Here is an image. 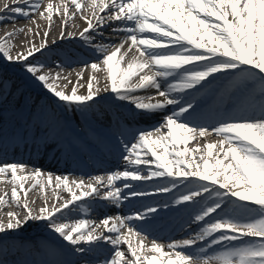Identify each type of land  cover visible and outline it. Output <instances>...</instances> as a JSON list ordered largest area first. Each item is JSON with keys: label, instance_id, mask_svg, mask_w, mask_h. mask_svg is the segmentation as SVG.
<instances>
[{"label": "snow or ice", "instance_id": "snow-or-ice-1", "mask_svg": "<svg viewBox=\"0 0 264 264\" xmlns=\"http://www.w3.org/2000/svg\"><path fill=\"white\" fill-rule=\"evenodd\" d=\"M42 2L14 0L15 7L9 9L7 4L4 7L13 21L16 16L31 19L39 12L49 21V28L54 12L70 19L79 14L87 22L79 35L102 57L110 91L118 99L129 101L144 116L154 115L168 106H177L178 110L164 117L166 131L158 127L154 132H140L135 143L125 144L123 159L133 167L93 177L90 183L47 174L41 185L39 178L45 174L40 169L28 173L23 163L0 165V176L10 174L9 182L14 185L11 200L26 210L22 217L8 212L7 222L0 220V233L18 230L29 221H47V226L75 246L78 253H90L104 244L111 245L114 255L100 264H125V252L120 250L122 244L127 245L132 258L127 264H264V0H61L59 4L48 0L41 10ZM69 3L76 12H69ZM86 12L91 13L92 19ZM4 19L6 17L0 16V21ZM109 21L124 22L123 27L114 28L113 32L127 33L126 39L112 51L103 44L94 45L93 33ZM62 23L66 25L67 22ZM14 35V31L8 32L0 38V57L9 62L25 61L21 70L57 101L63 102L66 111H86L92 106L89 102L95 101L101 91H109L107 86L101 89L98 78L92 75L87 94H78L77 87L66 92L57 82L66 80L67 76L44 72L43 64L29 61L36 53L43 54L47 39L39 46L32 43L26 54L13 56L15 45L9 41ZM44 36L47 38L49 32ZM60 38H65L63 31ZM125 44L129 47L122 53ZM133 49L138 56L124 65V57ZM91 68L94 72L101 70L97 63H92ZM230 70H239V83L255 80L259 74L261 94L256 104L260 117L223 120L211 129L222 139L203 148L199 144L196 148H188L191 142L209 135L210 129L188 122L195 106L191 101L181 103L177 94L197 89V86L202 88L203 82L214 74ZM162 83H166V87H162ZM147 89H155L157 96L135 94ZM182 145L183 149L177 150ZM157 147L163 152L159 153ZM198 152H206V155L197 156ZM148 155L153 159L144 158ZM153 163L159 170L149 169L143 174L138 167ZM157 177L173 178L169 185L157 189L160 193L172 192L181 180L187 182L186 187L191 185L186 192L174 197L173 203L194 209L192 221L199 225V231L192 238L167 246L153 240L146 246L147 236L130 222L144 221L157 213L159 209L152 205L132 216H107L99 224L88 219L72 223L65 220L64 210L89 197L120 205L128 197L117 186V181L124 182L123 188L132 189L128 181ZM29 179L35 180L32 187L47 188L55 184L54 191L63 187L70 198L61 203V197L56 195L58 206L49 207L45 202L46 206L33 214L27 203L20 204L21 192L26 197L29 191L25 189ZM8 195L0 196V204L8 202L5 200ZM131 195L147 196L149 193L133 190ZM133 238L137 240L135 247ZM237 241L239 243H233ZM198 242L203 243L197 249ZM218 245L219 249L209 252ZM165 247L169 251H165ZM145 251L158 255L146 256Z\"/></svg>", "mask_w": 264, "mask_h": 264}, {"label": "bare ground", "instance_id": "bare-ground-1", "mask_svg": "<svg viewBox=\"0 0 264 264\" xmlns=\"http://www.w3.org/2000/svg\"><path fill=\"white\" fill-rule=\"evenodd\" d=\"M47 2L48 0H43L42 4L44 3V6H46ZM52 2L59 4L61 0H52ZM5 4L10 9L15 7L16 3H14V0H0V16L6 17V19L0 21V38L5 37L8 32H15V37L13 36L15 39L11 41L15 45L12 49L14 51L13 56L17 53L26 54L32 43L39 46L47 39V47L43 49V54L36 53L34 57H29V61L43 64L44 72L50 71L53 74L59 72L61 76H67L66 80H58L57 83L60 88L70 93L73 87H77L78 94H87V84L92 75H96L98 78V86L101 89L106 86L110 87L102 57L95 51L94 47L88 46L79 35L87 27V22L79 14L74 19H70L54 12L51 28H49V21L42 18L39 12H35L31 19L16 16L13 21L11 13L4 7ZM76 11L75 7L69 3V12ZM106 14L100 13V15ZM86 15L89 16V19H92L90 12H86ZM40 20L44 21L43 24L42 22L40 23ZM62 21H66V25ZM96 23V20L93 19V24ZM123 24L124 22L122 21H109L108 25L100 27L93 33L94 45L103 44L108 47L109 51L114 50L116 46H119L126 39L127 33L124 31L113 32V29L121 28ZM46 31L49 32L47 38L44 36ZM62 31L65 33V38L63 39L60 38ZM37 33L39 34L37 35ZM73 33L75 35H70ZM129 44L124 45L122 53L127 51ZM170 47L175 48L176 46L171 45ZM137 56L138 52L133 49L132 52H129L124 57L122 63L126 65ZM9 63L14 65L13 70L9 74L3 73L4 67L0 68L1 113H16L17 110L21 109L24 111V103H29L30 107L38 106L43 103L45 97L54 98L39 82L21 70V64L26 63L25 61ZM92 63L100 65L101 70L94 72L91 68ZM69 81L71 82L69 83ZM213 86L214 83L210 87ZM207 89L203 87L195 91L187 90L183 94L202 97L206 95L204 92ZM139 91L147 92L153 90ZM106 95L107 91H101L95 101L101 102L100 98ZM177 95L181 97L180 94ZM146 96H157V93L150 92ZM141 97H144V95ZM217 99H212L205 105H196L194 111L191 112L188 122L191 125L208 127L210 134L205 138H198L197 141L191 142L187 146L188 148H196L198 144L203 148L208 143H216L217 141H214V139L219 135L211 132V129L223 120L260 117L261 113L256 104L257 101L242 102L233 108L225 109V106H221L223 103H219ZM173 107L169 111L151 116L141 115L140 112L131 107L130 115H124L123 120L120 118L114 119V116L108 113L105 115L107 125L103 128V132L101 134L89 132L84 127V133L82 134L84 138L73 136L58 127L53 128L52 125L44 127L42 132L39 131L41 134H37L38 131L35 133V127L29 125L26 130L31 129L32 136L21 134L23 138H19L17 135L9 136L10 133L15 132V126L6 128L7 123L3 124V128L0 126V129L4 130V133L0 134V165L23 163L27 165L28 173L35 169H40L45 174L39 178L41 182L46 178L47 174H51L53 178L56 176H67L70 181L83 179L86 183H90L93 177L106 176L115 171H123L126 167H133L127 165L123 159L126 155L125 144L131 145L135 143L140 132H154L158 127L166 131L163 128L164 117L175 110ZM110 109L121 111L123 114L126 113L121 108ZM156 135H159V133ZM152 138L154 137H150V139ZM177 150H180V148ZM200 153L198 152L196 155L200 156ZM148 157L152 158L150 155L144 158L148 159ZM188 159L191 162V158L189 157ZM108 160L114 161L113 167L103 164V162ZM91 164L93 165L92 168L88 166ZM138 167L143 174H147L149 169H151L144 164ZM31 180L35 184V180ZM171 180V177H166L160 182L152 180L128 181L132 185V189L123 188L124 182L117 181V186H120L123 193L128 197L122 200L120 205L114 206L106 201L89 197L86 201H78L70 209L64 210L65 220L72 223V221L88 219L99 224L107 216H132L138 211H143L146 206L152 205L159 209L157 213L149 216L147 220H133L130 222L132 226L147 236L146 246H150L153 240L158 244L167 246L174 241L192 238L199 231V225L197 223L189 225L193 222L192 215L184 216L186 207L183 205L178 206L179 209L172 213L169 212V206L164 207L167 198L178 193L177 191H173L169 195H163V193H153L145 197L131 195L133 190L151 193L157 190L155 187L169 185ZM9 181L10 174L0 176V196H3L4 193L9 194L5 197L8 202L0 204V220L5 222L8 219V212H14L22 217L26 211L22 207L17 206L15 201L11 200L10 194L14 185ZM54 188L55 184L50 185L47 192L44 187H40L39 191H36L32 186L25 187L29 191L26 197L21 192L20 204L27 203L33 214H38V210L46 206L45 202H47L49 207L57 205L56 195L61 197V203L63 200L70 198V194L63 187L55 189V191ZM47 224V221L34 220L29 221L25 227L10 231L11 233H0V264H98L103 259L114 255L112 246L108 244H104L90 253H78L75 251V246L64 241ZM21 231L24 233H20ZM50 237L53 238L51 239ZM57 239H60L61 246L66 252L61 253L58 251V245L60 244L56 242ZM10 241H14L15 245L9 243ZM202 243L198 242L195 247L198 249ZM132 244L134 247L136 246L137 240L135 238L132 239ZM44 245L52 246L56 250L44 253ZM13 246L16 248L14 249ZM120 250L125 252V256L131 257L127 245L122 244ZM192 250L188 249V251ZM165 251H169V249L165 247ZM144 255L153 256L146 252H144ZM156 255L158 254L156 253ZM125 264H127V261H125Z\"/></svg>", "mask_w": 264, "mask_h": 264}, {"label": "rangeland", "instance_id": "rangeland-1", "mask_svg": "<svg viewBox=\"0 0 264 264\" xmlns=\"http://www.w3.org/2000/svg\"><path fill=\"white\" fill-rule=\"evenodd\" d=\"M43 7H44V3L42 4L41 8H43ZM54 15H55V13H54ZM41 22L43 24L44 21L40 20V23ZM14 37L11 38V40L9 41L10 43L12 40L15 39ZM13 52L14 51H12V54H13ZM13 66H14L13 64L5 61V59L3 57H0V68L4 67V70H3L4 74L5 73L9 74L13 70ZM238 76H239V70H230V71L225 72V73L214 74V76L210 77L208 79V81L203 82L205 85L204 87L208 88L204 92V93H206V95H203L202 97L201 96L193 97L192 95H189V94L184 95L183 93H180L181 97H178V98L180 99V101H182V103H186L187 101H191L194 104V106L205 105L206 103H208L212 99L219 98V99H217L218 102L223 103V105H221V106H225V109L233 108L242 102L258 101L260 98V94H261L260 93L259 74L257 75L255 80H248V81H245L243 83L238 82ZM213 83H214V86L210 87ZM162 87H166V83H162ZM197 89L199 90V89H201V87L197 86ZM197 89H192L191 91H195ZM152 90L153 91H147V92H145V91L142 92V91L138 90L135 94L137 96H142V95L146 96L150 92L156 93L155 89H152ZM110 93H111V91H110V87H109V91H107V95L100 98L101 102L94 101L95 103L91 104L92 105L91 108L86 110L87 114H82L81 112L79 113L76 111L73 112L71 110H67L66 116L63 117V114L66 111L65 110V104L63 102L57 101L56 98L49 99L48 97L47 98L45 97L43 100H45V99L50 100L52 102V105L48 104L47 106H44V101H43V103L41 102L42 104L40 106L38 105V106H31L30 107L29 103L28 104L24 103V108H25L24 111H23V109L17 110L15 115L18 119H20L21 114H23L24 112L25 113L29 112V114L31 113V115L29 117H32L33 119L38 120L37 122H35L36 126L40 127L43 124L45 125V123H46V127H48V125H52L53 128L58 127V128H61L65 131L68 130L69 134H71L73 136H78V137L84 138V136L82 135L84 133L83 127H85V129H87V131H89V132H93V133H97V134H101L103 132L102 120L105 119V115L110 113V110H111L110 108L113 107L112 102L108 101V99H107V97ZM204 93H202V94H204ZM153 97H156V96H153ZM113 98H114V100H118V104H119L118 108L122 107L124 109V111L126 112L123 114V117H124V115L125 116L130 115L131 112H130L129 108L132 107L134 109V105H132L129 101H122V100L118 99L115 94H114ZM59 106H61V107H59ZM173 109L178 110L177 106L173 107ZM169 110H171L170 106H168V108L165 110L158 111L156 114L166 112ZM86 111H83V112H86ZM83 117L88 122L87 124H89L92 127H90L87 124L84 126L83 121H82ZM121 118H122V116H121ZM74 122H76V123L78 122L81 125L80 126L81 128H78L80 130H78V129L75 130V129L71 128V124H74ZM37 129H39V128L37 127ZM16 135L19 137L18 133H16L15 136ZM220 139H222V137L217 136L214 139V141H219ZM179 148H180V150H182L183 145L179 146ZM157 151L159 153H162L163 149L160 147H157ZM200 154L206 155V152H201ZM214 155H215V153H214ZM148 159H153V158L148 157ZM169 159H171V157H169ZM147 166H149L148 168H151V170H159L156 166V163H153V164L147 165ZM164 178H166V177H162V178H160V180L162 181ZM150 180L155 181V182H159L158 177L150 179ZM43 182H44V180L41 183L43 184ZM186 183H187L186 181L181 180V182L178 184V187L174 189V190H178L177 191L178 193H175L170 198H167L166 205L169 206L168 207L169 210H170V208L172 209V208L176 207V205L173 203V198L178 197L181 193L186 192L188 190V187H191L190 185H188V187H186L185 186ZM33 184H34L33 181L31 179H29L26 181L25 187L32 186ZM161 186L155 187V189L156 188L158 189ZM40 187L41 186L37 185L36 187H34V189L36 191H39ZM48 188H49V186L47 188H44V189L48 192ZM153 193H160V192H158L156 190V191H152L149 194H153ZM164 194H167V193H164ZM193 213H194V209H192L190 207V209L188 211H186V210L184 211V216L193 215ZM72 222H74V221H72ZM194 224L195 223L192 222L189 225H194ZM26 225H24L23 227H25ZM8 233H11V232L9 231V232H7V234ZM20 233H24V232L21 231ZM56 242H58L60 244V245H58L59 249L57 248L58 251L61 253L66 252L64 250V248L61 246L60 239H57ZM9 243L15 245L14 241L13 242L10 241ZM233 243H239V242L237 241V242H233ZM226 244H227V242H225V245ZM220 247L221 246L218 245L214 249H210L209 252L215 251V250L219 249ZM15 248L16 247H14V249ZM42 249H44V248H42ZM49 249H50V247L48 246L47 249L43 250L44 253H49L50 252ZM145 252L149 253L151 255H156V253H153V252H147V251H145ZM131 259H132L131 257L125 256V261H130ZM98 264H100V263H98Z\"/></svg>", "mask_w": 264, "mask_h": 264}]
</instances>
